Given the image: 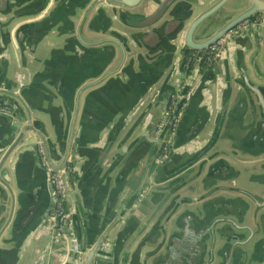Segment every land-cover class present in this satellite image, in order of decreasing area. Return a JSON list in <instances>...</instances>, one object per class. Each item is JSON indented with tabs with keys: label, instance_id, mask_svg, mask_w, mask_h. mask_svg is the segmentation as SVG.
Here are the masks:
<instances>
[{
	"label": "water",
	"instance_id": "1",
	"mask_svg": "<svg viewBox=\"0 0 264 264\" xmlns=\"http://www.w3.org/2000/svg\"><path fill=\"white\" fill-rule=\"evenodd\" d=\"M38 4V11L33 14L36 20L20 23V15L9 16L8 4L1 3L0 57L7 55L15 62L17 50L25 65L26 49L33 54L52 33L49 35L52 40L73 37L71 40L66 37L64 43L72 46L74 58L82 62L83 67L67 88L55 85L60 106L56 117L51 118L48 113L49 121L45 123L49 130L44 121L32 117L18 88H6L0 83V109L10 112L0 111V119L8 123L6 133L11 139L0 148L6 149L0 159V198L8 197L10 202L7 223L12 218L13 206L18 201L26 202L31 192L23 190L22 194L14 195L9 180L3 176L5 163L14 153L19 156L21 147L22 152L29 150L35 158L32 170L41 172L37 179L40 178L41 187L49 198V209L43 219L29 205L23 212H16L9 231L11 240L7 242L14 245V249L7 256H0V264H14L29 233L49 219L50 173H55L62 182L70 227L82 252L80 264H94L107 241L113 264H264V0H39ZM257 14L262 15L258 29L263 44L255 48L247 33L244 38L243 34L226 35ZM90 15L86 29L106 35L104 40L83 39L82 29ZM100 19H104V26L96 31V22ZM75 21H78L76 27ZM217 42L222 43L226 58L225 65L217 66L218 73L204 72L198 74V78L194 74L186 84L182 81L186 77L183 73L177 85L183 87V92L174 99L172 114L158 136L150 138L142 132L135 142L124 146L147 113L159 106L165 87L172 81L174 72L180 71L178 59L185 51L201 52ZM101 44L107 45L98 56L97 48ZM164 51L170 55L163 84L157 89V80L143 82L134 114L144 104L145 110L119 142L125 122L110 132L84 172V177L90 175L105 184L116 170L117 176L104 211V218L112 212L114 218L104 226L95 242L82 247L76 216L79 213L74 211L71 200L74 182L79 185L84 178H79L81 162L76 163L78 158L68 160L80 95L117 75L147 77L148 65L145 67L143 63L154 62ZM116 54L117 65L107 70ZM97 58L100 67H94ZM85 66L99 70L87 73ZM88 80L90 82H86ZM22 83L16 80L19 87ZM97 92L89 91L86 99ZM154 94L156 102L152 101ZM70 107H73L72 115ZM193 110L199 113L193 114ZM179 111L178 126L168 149L171 156L159 170L164 177L162 184H166L155 190L160 192L156 202L148 200L153 194L146 192L145 203H141L154 159ZM19 123L23 125L17 128ZM225 128L239 135L227 138ZM32 137L37 144L23 145ZM200 137L203 140L200 141ZM139 139L145 143L137 142ZM143 144L152 148L144 174L134 193L121 197L140 163L133 153ZM135 145L123 168L119 169L127 152ZM58 160L60 164L56 163ZM69 162L70 171L67 170ZM253 164H258L256 171L249 170ZM10 169L15 170L14 165ZM148 203H155L154 208L141 220L136 213ZM66 262L71 264L69 260Z\"/></svg>",
	"mask_w": 264,
	"mask_h": 264
},
{
	"label": "crops",
	"instance_id": "2",
	"mask_svg": "<svg viewBox=\"0 0 264 264\" xmlns=\"http://www.w3.org/2000/svg\"><path fill=\"white\" fill-rule=\"evenodd\" d=\"M1 3L8 4V12H10L9 16L20 15V23L36 20V16L33 14L38 11L39 0H0V5ZM16 3H18V6ZM90 19L91 15L87 18L82 29L83 39L85 41L104 40L106 35L102 34L101 32H89L86 29ZM77 23L78 21H75V27ZM103 26L104 19H100L96 22L97 28L95 30L100 31ZM49 35L51 36L52 33ZM49 35L47 38H45L47 39L46 41L41 42L35 48L33 54H30L29 50L26 49L25 65L19 58V52L17 50V58L15 62L8 59L7 55L6 57H0V83L4 84L6 88H18L27 109L31 111L32 117L34 119L44 121V123L45 121H49V116L51 118L56 117V113L58 112L59 108L58 106H60L58 96L54 89L55 85L59 84L66 86L67 88L74 75L83 67V63L77 62L74 58V54L71 52L70 48L72 46L64 43V40H67L66 37H69L70 40L73 37L66 36L65 38L59 40H52L49 39ZM106 45L107 44H101L98 46V56L103 53L102 48ZM168 55L170 54L165 52V54H161V56L158 57V59L154 62L146 60L145 63H143L145 67L148 65L147 77L139 79L134 76L132 78H128L127 75H117L108 81H103L92 87L93 89L90 88L85 90L80 95L76 110V119L73 126V139L68 160H71L74 156L78 158L76 163L81 162L79 178H81V180L84 178L83 181L79 183V185H77L78 182H74V194L71 200L74 211L78 210L79 213V215L76 216L79 218L81 234L80 240L82 242V247L93 241L95 242L97 235L102 232L104 226H106L114 218L113 212L109 214L108 218H104V211L106 208L107 197L115 187L114 181L117 176L116 170L111 176L109 183L105 184L101 183L100 181H96V179L90 175H86V177H84V172L89 166V161L99 150L98 148L102 142L106 141L112 130H115L116 128L119 129L122 121L125 122V126H123V130L121 128L122 131L117 140V142H119V140L130 130L133 124H135V121L146 107V104H144L139 109V111L134 114L139 99L138 97L141 94L143 82L149 80L153 81L155 79L157 80L155 88L159 89L161 87L165 80L166 74L168 73V69L166 68L169 64V60L167 59ZM117 56L118 55L116 54L107 70L115 68L118 63ZM5 58L10 61V64ZM96 60L97 66L94 67H100V60L98 58ZM221 65H225L224 62L219 66ZM84 68L87 70V73L89 71L96 73L99 70V68L89 70L86 68V66ZM164 68H166V71L161 76V71L163 72ZM119 69L122 70L123 66ZM137 71L138 70L135 68V72ZM16 80L23 82V85H21L20 88L18 84L16 85ZM86 82L90 81L88 80ZM91 90H97L98 92L92 97H88L86 99V95ZM192 91L193 89L188 95H190ZM151 110L158 111V107L154 109L152 108ZM72 111L73 107H70V115H72ZM194 113L198 114L199 112L197 110H193V114ZM70 120L71 118H69L68 123ZM21 125H23V123H19L17 128H19ZM138 125L124 146H129L131 142H135L136 137H138L142 132H145V125L141 127H138ZM7 127L8 123L5 120L0 119V148L11 142L9 133H6ZM46 127L49 130L47 124ZM225 130L226 128L223 132L224 136L227 138L231 139L233 136L237 137L239 135V133L236 134L233 131L230 132ZM200 138V141L203 140L202 137ZM27 142L28 143H23V145L37 144V140L33 137L29 138ZM137 142L145 143L143 139H139ZM134 147H136V145L132 146L127 152L124 160L119 166V169L123 168L125 160L129 158V155L132 153ZM21 148L19 149V156H15L14 153L5 163L4 167L2 168V171L5 172V175L3 176H5V179L7 178L9 180L8 183L13 190L14 195L22 194L23 190H30L31 192L30 196L26 199V202L20 203L18 201L13 206L12 218L8 223L7 220L10 211V202L8 197L5 200L0 198L1 257L7 256V254L14 249V245L7 244V242L11 240L9 231L16 212H23L28 208L29 205L31 209L40 214V219H43V214H45L49 209L48 195L41 187V182L39 181L40 178L37 179V176L41 175V172H34L32 170V166L35 165V158L32 156L29 150L22 152L23 149ZM5 150L6 149L0 150V159L5 153ZM151 151L152 148L149 146L146 147V144H143L142 147L133 153V156H137L136 161L138 160L140 163L137 164L136 169L133 171L132 176L127 182L121 197L131 196L138 187L144 174V170L147 166V162L150 158ZM60 160H58L59 162L56 163L60 164ZM133 161L134 158L132 157V163ZM176 161L179 162L180 159ZM11 165H14L15 170L10 169ZM162 166L151 170L147 179L148 184L145 186L147 193L150 192L153 194L150 198H147L152 202H156L159 199L160 192L155 190H160L166 184H162L164 177L162 176V173L159 172ZM157 172L159 173L157 174ZM130 181H132V183L129 185ZM143 203H145V201H143ZM154 205L155 203H153V205L148 203L142 211L136 213L138 218L144 220L153 210ZM50 242L51 229L48 226V219H46L29 233L28 237L18 251L17 261H15L14 264H66L68 259L65 249L61 248L59 244L52 245L51 243L52 247L50 251H48ZM110 252L111 246L109 241H107L103 252H101L99 255L102 257L100 264H113ZM179 253L180 251L177 254Z\"/></svg>",
	"mask_w": 264,
	"mask_h": 264
},
{
	"label": "flooded vegetation",
	"instance_id": "3",
	"mask_svg": "<svg viewBox=\"0 0 264 264\" xmlns=\"http://www.w3.org/2000/svg\"><path fill=\"white\" fill-rule=\"evenodd\" d=\"M223 17V15H222ZM262 15L257 14L254 17L242 22L239 24L235 29L230 30L226 35H232V34H243L244 35L247 33L248 36L250 37L251 43L254 45L255 48L260 46L262 43V38L260 36V32L258 29V25L261 21ZM228 19H224L222 24H224ZM221 21L218 23L220 24ZM195 40V39H194ZM223 45L221 42H217L214 45L210 46L209 48L201 51V52H190V51H185V54L182 55L181 59H178L180 62V65L178 69L180 71H175L173 74V79L172 81L169 82V84L166 86L165 90L163 91L162 94V101L159 102L158 106V111L155 110H150L147 115L142 119L138 127L144 126L145 125V134L147 136L151 137H157L163 126L167 123L168 118L172 114V110L175 105V98L180 96L183 92V87H178V82L182 78V74L186 73V77L183 82L185 84L191 79L194 74L204 73V72H209L212 71L215 74L218 73V70H216L217 66L222 64L226 58L223 56ZM22 77V76H21ZM193 84L196 83V80L192 81ZM21 87V86H20ZM19 87V88H20ZM168 96L170 97L168 99ZM169 100V101H168ZM153 102H156L157 100L155 99V94L152 98ZM168 102V103H167ZM163 103H165V108H162ZM186 103H184L185 106ZM1 112H6L10 113L8 109H0ZM181 112L179 111L176 114V117L173 120L172 123V129L165 134V137L163 139V142L161 144L160 151L156 155V158L154 159V163L152 165L151 170L162 166L164 163L168 161L170 158L171 154L169 153V146L172 143L173 135L176 130V127L178 126L179 118H180ZM254 159H246V161L250 162ZM258 168V164H253L250 166L249 170L256 171ZM71 165L68 163L67 165V170L70 171ZM132 183L130 181L129 185ZM147 190L145 189L142 193V198H141V203L144 201V196L146 194ZM145 206V204H144ZM50 211H51V203H50ZM49 211V213H50ZM50 227V225L48 224ZM52 237H53V232L51 231V242H50V247L48 248V251H50L53 242H52ZM52 243V245H51ZM62 248V247H61Z\"/></svg>",
	"mask_w": 264,
	"mask_h": 264
},
{
	"label": "built area",
	"instance_id": "4",
	"mask_svg": "<svg viewBox=\"0 0 264 264\" xmlns=\"http://www.w3.org/2000/svg\"><path fill=\"white\" fill-rule=\"evenodd\" d=\"M49 179L52 185V193L48 224L53 232L52 242L65 249L67 259L71 264H80L82 252L70 227L69 215L64 203L62 182L55 173H50ZM102 250L103 248H101ZM101 258L98 256L94 264H100Z\"/></svg>",
	"mask_w": 264,
	"mask_h": 264
},
{
	"label": "rangeland",
	"instance_id": "5",
	"mask_svg": "<svg viewBox=\"0 0 264 264\" xmlns=\"http://www.w3.org/2000/svg\"><path fill=\"white\" fill-rule=\"evenodd\" d=\"M22 264V263H21Z\"/></svg>",
	"mask_w": 264,
	"mask_h": 264
}]
</instances>
